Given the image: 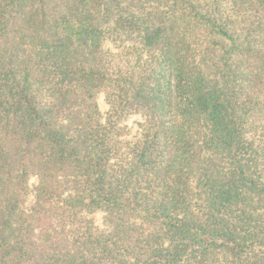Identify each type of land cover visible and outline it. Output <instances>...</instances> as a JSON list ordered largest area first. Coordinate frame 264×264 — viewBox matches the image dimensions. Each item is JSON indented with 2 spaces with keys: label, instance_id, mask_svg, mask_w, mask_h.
<instances>
[{
  "label": "trees",
  "instance_id": "obj_1",
  "mask_svg": "<svg viewBox=\"0 0 264 264\" xmlns=\"http://www.w3.org/2000/svg\"><path fill=\"white\" fill-rule=\"evenodd\" d=\"M0 264H264V0H0Z\"/></svg>",
  "mask_w": 264,
  "mask_h": 264
},
{
  "label": "rangeland",
  "instance_id": "obj_2",
  "mask_svg": "<svg viewBox=\"0 0 264 264\" xmlns=\"http://www.w3.org/2000/svg\"><path fill=\"white\" fill-rule=\"evenodd\" d=\"M99 103H100L101 110L104 112L106 110V105H105L104 100H103L102 97L99 98ZM129 124L133 125L131 121H129Z\"/></svg>",
  "mask_w": 264,
  "mask_h": 264
}]
</instances>
